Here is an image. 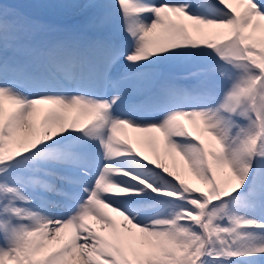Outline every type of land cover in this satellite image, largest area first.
I'll list each match as a JSON object with an SVG mask.
<instances>
[{"label": "rangeland", "instance_id": "rangeland-1", "mask_svg": "<svg viewBox=\"0 0 264 264\" xmlns=\"http://www.w3.org/2000/svg\"><path fill=\"white\" fill-rule=\"evenodd\" d=\"M182 1L189 6L186 15L173 14L186 23H173L157 36L136 25L122 0H0V264H67L53 259L51 242L38 240L31 215L47 211L63 217L73 203H81L77 211L83 214L95 208L98 200L111 203L113 210L117 207L127 216L134 213L139 226L134 229L115 211L101 214L103 222L118 232L103 245L101 255L109 261L102 264H264V205L260 201L264 200V22L252 16L256 9L252 4L264 0H206L211 8L209 20L228 18L224 37L217 39L209 38L211 29L199 30L187 24L190 15L206 17L208 11L198 15L204 0ZM128 2L132 7L139 0ZM92 6L97 11L89 10L83 17ZM137 14L134 16L142 19ZM243 15L247 16L241 19ZM65 18L79 24H75L79 39L88 38L89 31L101 38V48L92 42L95 48H90V53L95 49L103 52L87 55L84 46L74 44L68 28L52 25V19ZM124 30L129 38L122 45H113L109 37L116 39L122 33L125 38ZM64 39L72 40L66 48H62ZM42 47L53 50L39 69ZM6 56L11 57L6 60ZM77 57L81 59L76 61ZM75 63L83 71L90 70L95 79L111 68L117 73L123 71L121 75L137 77L134 92L144 95L141 100L148 101V106L149 102L156 103L151 113L157 114L144 118L138 112L129 122L136 129L151 126L154 138L155 130H159L160 148L147 152L135 146L148 155L141 160L145 165L139 173L129 162L115 160L113 150L99 149L97 161L91 162L76 134L81 127L78 123L63 127L64 119L59 122L54 109L53 121L61 127L52 128V103L40 113L35 101L52 95V80L47 74L53 65L72 75L71 79H78ZM176 67L179 72L172 69ZM215 71L224 76L219 77ZM211 72L212 81L208 78ZM163 82L162 90L155 94L153 91ZM203 83L205 88L199 87ZM112 88L118 90L119 85ZM68 91L62 89L63 93ZM72 91L71 95H80ZM164 115L170 118L169 126L160 129ZM127 135L133 140V135ZM64 151L75 165L57 155ZM110 162L116 170L108 174L115 181L114 188L120 185L127 192L109 191L104 186L101 189L102 184L91 181L89 174L96 180L104 163L106 170ZM95 185H99V191L92 190ZM87 187L90 190H85ZM102 208L97 207L100 211ZM89 229L90 236L93 233L104 240L103 226L92 222ZM156 235L164 242L151 243L140 251L129 243L132 238L155 241ZM60 240L65 248H71L67 238ZM61 250L55 249L56 253Z\"/></svg>", "mask_w": 264, "mask_h": 264}, {"label": "bare ground", "instance_id": "bare-ground-1", "mask_svg": "<svg viewBox=\"0 0 264 264\" xmlns=\"http://www.w3.org/2000/svg\"><path fill=\"white\" fill-rule=\"evenodd\" d=\"M167 1L170 3H167ZM173 1H175V2L172 3V0H139V3H137V4H139L138 6L136 5V6H133L132 8H129L128 4L130 2H128L127 0H122L123 6H124L123 8L125 10H127L128 13H130L133 16L134 21H136V25L140 26V28L146 29L149 34L157 35V36L162 34L166 30V27H168L169 25L171 26V24H173V23H180V24L186 23L184 21V19L175 16L173 14V12H180L183 15H186L184 8H182V7H185L187 5V3L186 2L178 3V2H176V0H173ZM254 4H257V3H254ZM178 7H180V9H178ZM134 8H136V9H134ZM262 8H264V3H261L260 5L256 6V9L252 12V14H254L252 16L253 17L255 16L256 20L260 23L264 22V12L261 11ZM137 11L139 12V15H140L139 17L142 18L140 20H138V17L134 16L135 14H137ZM204 12H206V11H204ZM246 16L247 15H243L241 17V19L243 17H246ZM133 19H132V21H133ZM186 19H187V24H189L190 26H192L196 29H199V30L211 29L213 31V33L211 32L213 35H209L210 39H213V38L217 39L220 37L221 38L224 37L223 36L224 30H225L227 23H228V18L221 19V20H215V19L209 20L206 17H201V16L199 17V16H195V15H190ZM205 33H207V32H205ZM49 78H52V76H50ZM136 78L137 77L125 79L124 81L119 83L118 90L117 89L110 90L109 87L106 85H105V87L99 86V89L105 88V89H108L111 91L110 98H111V101H113V105H114L113 111L124 110V109L130 107V104H129L130 100L139 95L138 93L134 92V90L136 89L135 87L137 86ZM54 79H55V77L52 78V88L53 89L57 90V89L65 88V87H58V83ZM131 87H133V88H131ZM35 102H36L35 104L40 109L39 110L40 113H41V111H45V109H47V106L52 103V106L50 105V107H49V113H50V108L52 109V121L54 119L53 115L56 114L55 112H53L55 109L58 112L57 116L60 117L59 122L63 121V120H61V118L64 119L63 127L66 125V123H68L70 128L75 123H78V128H79V126H82V128L80 127L76 133V134L79 133L78 136L80 137V139L82 141L81 142L82 143L81 146L83 147L82 149L85 148L88 151H90L91 149H98V147H105L108 149V151L111 150V152H112V150H113L114 153L113 154L110 153V154L112 157H115V155H117V157L114 158L115 160L117 159L118 162H129L131 164L130 166H133L137 170L136 172H138V173H139V169L141 168V166H143L142 164H144L141 162V160L147 159L148 155H146L143 151H141V153H140L137 149H135V146L139 145V147H141L143 150H145L147 152H151L152 149L157 150L158 147L161 145L160 142L157 141L158 140L157 139L158 138L157 133H159L158 132L159 130H155L156 133L154 135L155 136V138H154L153 137L154 129L149 128L151 126H146V127L140 128V129H136L135 126H131L132 124L130 125L131 121H134L133 118L136 117L133 114L132 115H126V116H119V117L116 116L117 118L114 120H111L109 123L110 127L107 128L106 127L107 124H105V123H107L106 120L108 119V115H107V112L105 111V109L103 110V107L105 108V101L103 99L94 98V97L91 98L90 96H80V95L77 96V95L72 93V95L71 94H64V95L52 94L50 96L47 95V96L37 98V100ZM106 106H108V103L106 104ZM33 107H34L33 105L30 106L29 110H32ZM26 110L28 111V109H26ZM27 111H23V112L26 113ZM42 114H44V113H42ZM180 114H181V116H183L182 113H180ZM22 115H25V114H22ZM45 115H46V113H45ZM164 117H165V119H163V122L162 123L160 122L161 124L158 126V128L161 127L160 129H162V126L164 128L169 126L170 118H168V116H166V115H164ZM55 121L56 120L53 121V125H52L53 127L52 128H54V127L59 128L61 123L59 124L58 122H55ZM62 128H61V132H62ZM73 132H75V131H73ZM127 134L133 135V140H131ZM78 136H77V138H78ZM159 137H160V134H159ZM79 149L81 150V148H79ZM64 153H66V152L65 151L60 152V153L58 152L57 155L60 156V155H63ZM79 154H81V153H79ZM49 155H51V154H49ZM41 157H42V155H41ZM60 158L63 159V162H66L71 166L76 164L73 159H71L70 157L66 158L65 155H63ZM110 160H112V159H110ZM118 162H116V165L119 164ZM37 163L39 164V162H37ZM113 165H114V163H111L109 166L110 168H107L106 170H105L106 165H104L105 167L101 171V173L99 174V176L97 178V182L102 184L100 186L101 189H102V186H104V187L108 188V190L109 189L116 190V191L118 190L120 192L122 191L125 193V192H127L126 188H123V186H120V185H116L117 188H114L115 187V185H114L115 181H113L114 179L113 180L110 179L111 174L114 171H116L114 168H112ZM77 166H79V165H77ZM101 168H103V167H101ZM77 169H78V167H77ZM70 170H72V168ZM130 170H131V168H130ZM141 171H143V170H141ZM141 171H140V173H141ZM104 173H106L107 175L104 176ZM108 174H110V176H108ZM46 175H47V173H46ZM122 175L120 174V176H122ZM129 175H128V177H130ZM132 175L135 176L134 173ZM140 177H141V175H140ZM119 178H121V177H119ZM128 180L129 179H127V181ZM89 181H88V184H89ZM135 181H137V179ZM117 182H119V181H117ZM128 183H129V181H128ZM99 185H95L94 187H92V190L97 191L98 190L97 186H99ZM83 186H85V185H83ZM86 186H87V183H86ZM85 190H87V189H85ZM104 191H107V190H105V188H104ZM177 191H179V190H177ZM101 192H102V190H101ZM102 196L104 197L105 195H102ZM120 196H121V194H120ZM125 196H127V195H125ZM105 198H106V196H105ZM121 198H123V196ZM70 200H71V198H70ZM86 200H88V199H86ZM86 200H84V201H86ZM35 202L37 203V201H35ZM74 202H76V201H74ZM110 204L111 203L98 200L96 202L95 208L87 210V208L83 206L87 210L85 213L81 214V211H79V212L74 211L71 214H68L66 217H64V216L60 217L58 212H53V213H50V212L47 213V211L46 212L45 211H42V212L37 211L34 213L31 212V213H33L31 215L33 222L32 221L31 222H32V225L34 226L33 227L34 228V230H33L34 234L38 237V240H44L47 242L49 241L52 243L53 259L59 260V262L60 261H62V262L66 261L67 264H102V262L109 261V260H107V258H105L101 255L102 250H103V245L105 244V242L109 241L110 239L116 238V234H118V232L115 230V228L110 223L103 222V219L101 218V214L103 212L107 213V211H108L109 213H111L112 211H115L121 217L120 219H124L126 221L128 220L127 221L128 224L131 225L134 229L139 228V226L136 225V221L138 218L136 215H134V213H130V216H127V215H125V213L118 211L117 207H116L117 209L114 207L115 209L113 210V207H112L113 205L111 206ZM99 206L103 207L102 211L97 209V207H99ZM87 207H88V205H87ZM135 207H137V206H135ZM79 208H80V206L77 208V210ZM156 208L160 210L161 207L157 206ZM63 211H65V210H63ZM82 211H83V209H82ZM84 211H85V209H84ZM141 212H143V209ZM114 216L115 215H113V217ZM107 218L108 217H106V219ZM114 220H115V218H114ZM92 222L96 226H99V227L103 226L104 232L106 233V235H104L105 237H104L103 241L99 240V238H98L99 236L98 237H97V235L93 236V233H92V236H90L91 233H90L89 227L91 226ZM152 222H154V221H152ZM121 224H122V222H121ZM156 226H157V224H156ZM93 231H95V230H93ZM94 233H96V232H94ZM61 237H65L69 240L68 243H69V246L72 245L71 248H68V246H66L67 248L64 247V245L61 243V240H60ZM87 237H91V239L88 238L89 241H86V240L84 241V238H87ZM92 237H93V239H92ZM126 238H127V236H126ZM157 242H159V243L164 242V238L160 237L159 235H156L155 241L149 240L146 243L142 242L138 239L132 238L129 243L134 249L140 251L145 246H152L153 244L156 245ZM151 243H153V244H151ZM41 248H43V247H41ZM60 248L62 249L60 252L63 254L56 253L55 249L58 250ZM70 249H73V250H70Z\"/></svg>", "mask_w": 264, "mask_h": 264}]
</instances>
